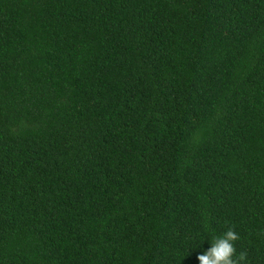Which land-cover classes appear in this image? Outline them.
Segmentation results:
<instances>
[{
  "label": "trees",
  "instance_id": "obj_1",
  "mask_svg": "<svg viewBox=\"0 0 264 264\" xmlns=\"http://www.w3.org/2000/svg\"><path fill=\"white\" fill-rule=\"evenodd\" d=\"M229 228L264 264V0H0V264H198Z\"/></svg>",
  "mask_w": 264,
  "mask_h": 264
},
{
  "label": "clouds",
  "instance_id": "obj_2",
  "mask_svg": "<svg viewBox=\"0 0 264 264\" xmlns=\"http://www.w3.org/2000/svg\"><path fill=\"white\" fill-rule=\"evenodd\" d=\"M239 239V234L231 228L219 235H212L207 239L209 247L196 252L198 264H241L242 261L246 260L244 253H241L237 259H233L234 242ZM198 246L200 243L189 248L187 254H190V249L195 250Z\"/></svg>",
  "mask_w": 264,
  "mask_h": 264
}]
</instances>
